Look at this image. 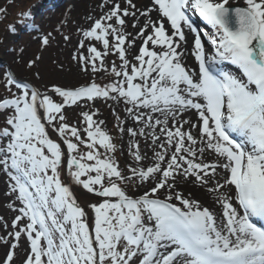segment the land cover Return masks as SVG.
<instances>
[{
	"label": "snow or ice",
	"instance_id": "1",
	"mask_svg": "<svg viewBox=\"0 0 264 264\" xmlns=\"http://www.w3.org/2000/svg\"><path fill=\"white\" fill-rule=\"evenodd\" d=\"M243 3L103 0L71 54L88 82L41 91L0 72V171L19 202L10 225L0 217V264H16L21 240L20 264H264V0ZM190 12L214 30L211 49ZM97 100L123 104L134 126L113 109L116 128L145 137L150 152L131 140L126 169ZM73 186L97 198L87 210Z\"/></svg>",
	"mask_w": 264,
	"mask_h": 264
},
{
	"label": "rangeland",
	"instance_id": "2",
	"mask_svg": "<svg viewBox=\"0 0 264 264\" xmlns=\"http://www.w3.org/2000/svg\"><path fill=\"white\" fill-rule=\"evenodd\" d=\"M44 1L46 0H0V72L7 73L11 71L15 76L41 91L52 84L64 87L80 86L88 82L89 78L77 70L75 62L71 60V54L75 51L77 40L83 38L82 30L89 26L90 17L93 18L105 11V9L98 6L103 3V0H48L45 4L42 3ZM235 3H238V0H230V4ZM241 3L244 5L243 0H241ZM26 12L28 13L27 16L24 15ZM205 26L208 28L207 25ZM12 28H15L16 31L13 32ZM209 30L212 32V36L214 30L210 27ZM128 31H130V28H128ZM49 33L51 34L49 36L50 43L43 46L41 40ZM64 36H68L70 41H65ZM37 56L41 59L36 62L35 67L32 69L27 68V61L35 59ZM116 59L115 56L108 58L109 62ZM60 65H63L62 70ZM37 72H39V77L36 76ZM97 82L104 84L108 81L101 77L97 79ZM5 95V89L0 87V96ZM113 109L119 113L121 120H125L123 104L118 105L112 100H97L92 107V110L97 112L94 119L105 121L107 130L116 144L117 151L114 155L121 168L126 169L127 165L134 163L129 150L131 140H139L142 152H150V150L144 147V136L131 138L126 133L122 135L119 132L116 128L118 122L113 115ZM78 114L79 109L68 110L72 123H75ZM4 120L5 117L0 116V127L3 126ZM126 121L127 127L134 126L129 119ZM56 138L53 134V139ZM147 142L150 143L151 141ZM9 183L11 182L8 176L0 171V217H3L10 225L11 219L17 213L9 205L19 206V202L14 197L7 195ZM73 190L78 202L86 210L87 205L97 199L77 186H73ZM132 191L135 192V187ZM88 211L91 222L93 214L90 210ZM2 234H4L3 230H0V235ZM25 247L26 242L21 240L16 264H20L19 257L23 256ZM5 251L6 247L0 244V256H3Z\"/></svg>",
	"mask_w": 264,
	"mask_h": 264
},
{
	"label": "bare ground",
	"instance_id": "3",
	"mask_svg": "<svg viewBox=\"0 0 264 264\" xmlns=\"http://www.w3.org/2000/svg\"><path fill=\"white\" fill-rule=\"evenodd\" d=\"M46 2V1H45ZM45 2H42L45 4ZM134 2L137 4L138 7L142 6V5H146L148 4L149 0H134ZM238 3H241V0H238ZM150 6V5H149ZM37 10V9H35ZM102 14V13H101ZM153 17H155V13L152 14ZM99 15L94 16L93 18H97ZM143 19V18H141ZM196 22V21H195ZM91 23V22H90ZM129 23H131V21H129ZM133 29L130 28L129 32H132ZM185 31L187 32V29H185ZM189 38H191V34H189ZM186 60L189 64L190 67H194V59L191 57L190 53L186 56ZM118 62V61H117ZM191 114H186L185 118H189ZM161 119H163V117H160ZM125 121L128 120L127 114L125 113V117H124ZM193 121L195 122V118L192 117ZM130 120V119H129ZM131 121V120H130ZM132 122V121H131ZM129 127V126H128ZM138 127V126H136ZM209 161H211V157L208 158ZM187 190L191 191L193 193V195L195 196V198H197L198 200H200L205 206H209L210 208H212L217 214H219L220 212V206L218 204L213 205L212 201L215 199V196L212 194H205V191H201L199 189V187H193L192 185H188L187 186ZM136 191V189H135Z\"/></svg>",
	"mask_w": 264,
	"mask_h": 264
},
{
	"label": "water",
	"instance_id": "4",
	"mask_svg": "<svg viewBox=\"0 0 264 264\" xmlns=\"http://www.w3.org/2000/svg\"><path fill=\"white\" fill-rule=\"evenodd\" d=\"M233 6H236V7H242L241 5H233Z\"/></svg>",
	"mask_w": 264,
	"mask_h": 264
}]
</instances>
